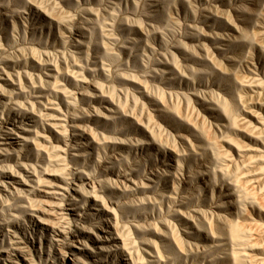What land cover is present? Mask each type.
<instances>
[{
    "label": "rangeland",
    "instance_id": "374dc122",
    "mask_svg": "<svg viewBox=\"0 0 264 264\" xmlns=\"http://www.w3.org/2000/svg\"><path fill=\"white\" fill-rule=\"evenodd\" d=\"M0 264H264V0H0Z\"/></svg>",
    "mask_w": 264,
    "mask_h": 264
}]
</instances>
